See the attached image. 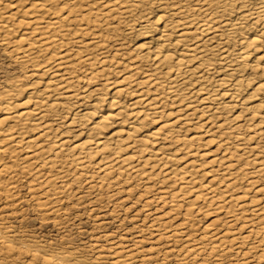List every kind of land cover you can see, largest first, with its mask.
Here are the masks:
<instances>
[{
  "label": "rangeland",
  "instance_id": "374dc122",
  "mask_svg": "<svg viewBox=\"0 0 264 264\" xmlns=\"http://www.w3.org/2000/svg\"><path fill=\"white\" fill-rule=\"evenodd\" d=\"M115 1L0 0V264H264V124L242 110L253 88L204 104V113L202 96L184 99L196 79L172 94L164 79L152 87V58L138 49L150 40L138 29L157 12L147 3L119 11ZM164 4L173 12L198 9L194 1ZM196 34L190 42L203 39ZM215 35L227 37L215 32L205 40ZM229 43L222 48L238 53V38ZM208 62L221 67L217 57ZM218 72L206 77L223 78ZM58 73L68 81L59 84ZM141 97L156 99V106L126 111L150 114L140 137L170 128L164 152L152 142L151 154L123 152L132 155L126 168L114 164L122 154L74 148L92 123L80 110ZM52 102L56 111L47 108ZM229 102L231 110L219 106ZM25 110L32 114L25 121L14 117ZM114 126L104 132L114 133ZM171 154L175 161L166 165L162 158ZM183 168L186 175H175Z\"/></svg>",
  "mask_w": 264,
  "mask_h": 264
},
{
  "label": "bare ground",
  "instance_id": "6f19581e",
  "mask_svg": "<svg viewBox=\"0 0 264 264\" xmlns=\"http://www.w3.org/2000/svg\"><path fill=\"white\" fill-rule=\"evenodd\" d=\"M168 1L170 0H118L114 3L115 7L119 9V11L123 12L124 10H139L138 8H142L140 5H143L144 3H147V5H149L150 11L152 10L157 12L154 18L146 17V21L138 29L140 33L145 34V37L150 40V42L139 45L138 49L142 53L146 52L142 55L143 58L146 59L147 57L149 58V56H151L154 67L153 69L157 74L154 80H147V82L149 81L148 83L151 84L152 87L153 85L159 86V82H163L164 79L169 82L168 90H171L172 94L179 92V90L180 92L183 91L181 89L185 88L189 80L196 79V82L195 80L192 81L196 85L193 84V90L191 89V91L187 96H185L184 99L187 98V100L189 101L190 98H193V96H202L200 100V102L202 101V106H200L201 109L199 110L204 113L209 109L208 107H204V104L207 105L210 104L209 102H217L220 100V98L223 97H227L228 99L232 100L233 97L238 92H240L243 87H252L253 91L249 93L246 99L243 101L244 104L242 110L250 112L249 119L253 122H258L257 124H264V99L259 100V104H256L258 98L264 95V70L260 73L261 75L259 74V76H254L250 72L251 69H264V52L258 51V47L260 45H264V43L261 44L260 41L261 35L264 34V0H181L183 2H196L198 9H190L191 7H185L179 10H175L174 12L168 10V8L165 7L166 5L164 3ZM230 6H232V8H228ZM42 7H45L44 3L39 4V8ZM213 7L215 8L213 9ZM60 10L62 9H59V11ZM70 13H72V11ZM70 13L68 14L69 16ZM65 18L68 20L67 16L63 17V20ZM47 24L50 26L56 25L57 21H49ZM215 24H219V26L217 25V27H215ZM253 26L260 28L256 31V33L258 34L251 33L253 31ZM190 29H192L194 32H190ZM215 32L216 34L217 32H219V34H222V36L224 33H226L227 37L225 36V39L222 40L218 39L219 35H215L212 38L205 40V38ZM193 33H197L196 35L203 39H200L198 42H190L194 41L189 40L190 35ZM172 35L176 36L175 39L171 38ZM237 38L241 46L238 53H234L232 55L227 49L225 50L224 48H222L230 44L229 42H235ZM214 39L217 40L216 42H214L216 44L214 47L206 45L207 42H211ZM202 42L204 43L202 44ZM48 44L49 43H47V45ZM213 57L218 58V65L221 66L220 68H217L214 66L215 64L208 62L209 58L212 59ZM251 60L254 62V65L252 66L249 65ZM62 62L60 63L59 61L60 64H62ZM50 70L51 69L46 70V72L50 73ZM217 71H222L224 73L222 75L223 78L218 80H216L215 78L213 80L209 77H206V75H209L207 73H216ZM237 73H242L243 76H239V80L232 79L233 76H235V74ZM60 74L58 73L59 76L57 74H55L54 76L57 78V82L59 84L66 83L69 79L67 76L68 74ZM159 75H162V77H160ZM52 82L50 83L52 84ZM163 83L165 84V81ZM219 89H222V92L217 93ZM44 92L48 93V91ZM117 92L123 91L117 90ZM32 95L33 94L31 92V96ZM101 95L98 97H102ZM69 98L72 97L70 96L68 97V99ZM99 98H95L97 104L101 103L102 99H104ZM155 100L144 99V97H141L135 103H132L130 105L111 101V103L108 104L107 108L97 107L88 111L86 110L84 114H80V110V113H78V115L82 118L88 117L90 120H92V123L86 127L90 135L74 148H77V150H79L78 148H80V151L87 149L90 151L91 149H89V146L95 145L100 151L113 152L111 156H118L126 151H130L131 154L142 155L146 153L151 154V150H149L151 148L149 146V143L152 142V144L157 146V152L165 150L167 145L165 143V139H167L166 137L168 136H166V134L172 133L170 128L168 126H163L157 130L147 131V134L145 136L140 137L142 135H139V133L143 128L141 124L149 118L150 114L141 116L139 115V112L134 113V111L131 110L128 112L126 111L128 107L134 108V106L138 104H142L145 107L152 109L156 106L157 102L154 103ZM8 105L11 107L10 103ZM57 105L58 104H56L55 102H52L47 106V108L51 109V111H56L55 108H57ZM9 106L7 108H9ZM219 106H222L223 108H227L229 110L234 108L231 102L227 104L222 103L219 104ZM33 110L37 111V109ZM216 110H218V108ZM124 113L127 114V116L121 118V114ZM31 115L32 114L30 110H25L23 113L21 112L14 117L24 119L22 121H25V118H28ZM40 118L41 117L39 116L38 119ZM117 118H120V120L122 119V124L125 125L119 126L117 121L115 120ZM38 119L36 120L38 121ZM4 120L2 122H4ZM224 124L225 123H223V125ZM113 125H115L114 127H116L114 133L109 135L108 133L104 132L108 128L113 127ZM125 126H127L126 129H128L127 133L124 129ZM219 127L222 126L220 125ZM164 132H166V134H164ZM122 135L127 136L126 140H123L122 138L116 139L117 137H121ZM154 155L155 152L153 153V156ZM131 156L132 155L129 156L128 154H122V157L117 159L119 161L115 160L116 162H114V164L117 163L126 167L131 164ZM174 157L175 155L171 154L166 158H162V161L166 165L171 164L175 161ZM113 161L114 160L110 161V163H113ZM186 173H188L187 168H183V171L181 173L175 175H186ZM184 178L185 176L180 177V179L183 180ZM178 180L179 179H177V181ZM57 264H63V262L58 261Z\"/></svg>",
  "mask_w": 264,
  "mask_h": 264
}]
</instances>
